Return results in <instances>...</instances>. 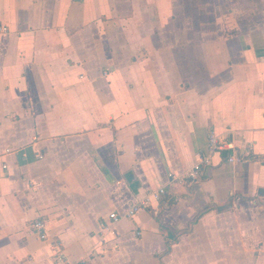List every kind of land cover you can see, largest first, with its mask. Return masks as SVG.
Segmentation results:
<instances>
[{
	"label": "crops",
	"instance_id": "1",
	"mask_svg": "<svg viewBox=\"0 0 264 264\" xmlns=\"http://www.w3.org/2000/svg\"><path fill=\"white\" fill-rule=\"evenodd\" d=\"M0 162V264H264V0H0Z\"/></svg>",
	"mask_w": 264,
	"mask_h": 264
},
{
	"label": "built area",
	"instance_id": "2",
	"mask_svg": "<svg viewBox=\"0 0 264 264\" xmlns=\"http://www.w3.org/2000/svg\"><path fill=\"white\" fill-rule=\"evenodd\" d=\"M246 151L243 156H239L234 151V148L232 147L231 143L224 140L223 138H220L213 133H210L208 135V144H207V153L200 156L199 161L194 164L191 168V170L188 173L187 179L195 180L196 177L201 172L202 168L205 166H208L211 163V157L214 154H222L224 155V158L228 162H235L239 159L245 158L250 152H252V145H248L246 148ZM7 165L5 163L0 162V168H6ZM165 194L164 189L159 188L158 190L150 192L145 198L142 200H137L133 202L128 210L124 213V215H120L116 212H112L108 215V219L111 223H116L121 219L122 217H132L136 212H138L141 209H145L149 205L150 198L153 199H160ZM34 230L39 234L40 240H46L47 235L45 233V227L44 223L40 220H37L33 224ZM102 228L104 230L109 229L106 224H102ZM137 234H140V232H137ZM52 258L54 261V264H88V261L83 259L78 262H73L66 258V256L63 254L62 250L60 249V244L58 242H53L52 247Z\"/></svg>",
	"mask_w": 264,
	"mask_h": 264
}]
</instances>
